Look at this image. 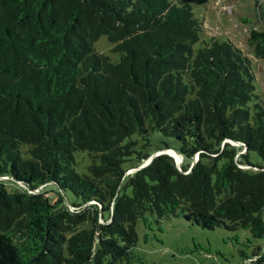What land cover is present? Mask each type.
<instances>
[{"label":"trees","instance_id":"obj_1","mask_svg":"<svg viewBox=\"0 0 264 264\" xmlns=\"http://www.w3.org/2000/svg\"><path fill=\"white\" fill-rule=\"evenodd\" d=\"M208 1L0 0V264H135L146 215L264 242V91L231 41L194 50Z\"/></svg>","mask_w":264,"mask_h":264},{"label":"rangeland","instance_id":"obj_2","mask_svg":"<svg viewBox=\"0 0 264 264\" xmlns=\"http://www.w3.org/2000/svg\"><path fill=\"white\" fill-rule=\"evenodd\" d=\"M192 13L204 26L194 50L202 47L203 42L210 44L212 39L219 43L231 41L252 58L255 78L264 91V62L254 59L247 45L251 29L264 30V0H209L205 6H193ZM112 47L106 36H101L93 44V51L115 63L119 57L112 52ZM75 159L77 173H84L91 163L90 158L79 152ZM182 163L179 159V166ZM49 189L42 186L39 191L48 192ZM136 234L135 252L139 261L135 264H241V253L251 255L264 245L263 239H254L248 230L216 228L207 231L181 217L166 220L146 215L137 222Z\"/></svg>","mask_w":264,"mask_h":264},{"label":"water","instance_id":"obj_3","mask_svg":"<svg viewBox=\"0 0 264 264\" xmlns=\"http://www.w3.org/2000/svg\"><path fill=\"white\" fill-rule=\"evenodd\" d=\"M169 151H174V150L165 149V150H163V151H160V153H161V154H167L168 156L172 157V158L174 159V161H175L177 167H180V166H179V161H178V160H179V159H182V156L176 152L175 154L178 155V157H179V159L176 160L175 157H174L173 155H171V153H170ZM174 152H175V151H174ZM155 156H157V155H156V154L152 155V157H151V158H150L145 164H143L140 168H143V167L147 166Z\"/></svg>","mask_w":264,"mask_h":264},{"label":"bare ground","instance_id":"obj_4","mask_svg":"<svg viewBox=\"0 0 264 264\" xmlns=\"http://www.w3.org/2000/svg\"><path fill=\"white\" fill-rule=\"evenodd\" d=\"M172 155L175 156L177 159H179L178 155L174 154L173 152H172Z\"/></svg>","mask_w":264,"mask_h":264}]
</instances>
